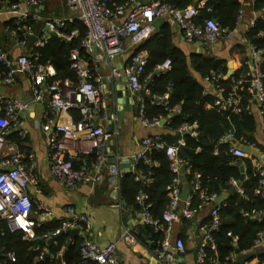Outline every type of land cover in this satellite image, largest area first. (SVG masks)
<instances>
[{"label":"built area","instance_id":"obj_1","mask_svg":"<svg viewBox=\"0 0 264 264\" xmlns=\"http://www.w3.org/2000/svg\"><path fill=\"white\" fill-rule=\"evenodd\" d=\"M43 0H18L16 3L6 1L0 9V17L8 15H18L22 19L31 17L36 22H43L40 34L34 32L32 26L20 25L18 28L6 30L11 35V39L16 46L24 48L25 53L14 57L9 49L0 47V65L5 72L0 70V83L12 85L18 75L26 76L32 84L33 102H42L48 95L50 115L45 117L41 127L47 133V139L51 147L50 174L67 188H74L80 183H85L91 177L93 181L102 180V171L107 169L114 179L122 178L123 174L118 164H105V148L108 132L99 125L98 119L118 120V117L107 112V83L115 78L125 76L127 85L131 92L139 93L143 89L149 96L148 100H143L139 106L138 116L142 124L150 129H155L160 125L162 119H148L145 112L147 101L152 104L163 103L167 109L174 112L176 108H170L167 96H153L149 89L142 83L141 77L145 72L147 64V53L144 51L132 55L130 63L124 69V75L117 68L111 67L109 74L101 73V66H109L111 61L126 53L128 43L132 48L138 47L148 39L155 31L153 25L158 18H164L171 25L176 26L182 33L188 44L204 43L215 44L225 31L219 23L209 18L203 22H198L199 8L190 5L184 9H179L166 0H126L122 4H117L115 0H67L69 16L65 17H43L39 10ZM264 18V10L256 12L251 21L253 26L256 18ZM245 11L242 7L237 18L238 25L244 20ZM82 22L87 28V34L81 41L83 54L79 49H73L70 54L71 69L78 76V82L74 83L70 79H61L49 82L55 75L52 66L36 63L38 54L32 53L27 46L31 37L36 36V41L32 43L34 47H43L48 39L56 35L61 39L71 41L77 37L79 30L74 28L67 31V23ZM250 26V27H251ZM245 40H247L245 38ZM253 56L251 75L246 81L235 82L231 93L224 98V87L219 85L221 79H225L223 73L213 72L207 80L215 86L218 97L213 103L205 102L204 107L239 112L238 88L244 82L248 83V90L260 102L261 114L264 121V73L260 68V59L264 50H257L256 47L247 41ZM171 69V61L167 60L158 66L160 73H165ZM30 103L20 100H13L4 95H0V157L8 134L12 131L25 137L20 129L18 112L28 110ZM78 110L81 115L79 120L71 117L72 110ZM68 116V120L59 121V115ZM167 119V118H166ZM199 125L185 123L179 131L196 136ZM235 134L229 131L227 135L220 139V143L230 142V153L243 158L246 153L243 147L234 142ZM243 144H249L247 140ZM185 145V140L181 138L177 144H167L159 133L145 137L141 141L142 149L132 158L133 164L130 171L134 173L135 181L142 183L143 187L136 196L137 204L141 206L140 224H151L156 232H162L164 238L154 248L155 257L164 264H173L175 256L170 253L169 235L172 233V226L178 218L191 220L203 210L204 206L212 203L216 199L215 194H208L201 184L202 174L195 172L190 183L191 193L187 199L182 201V176L192 172V166H185L184 160L180 156L181 147ZM165 150L166 156L170 160L171 170L175 177L166 186L169 203L161 219H154L150 212L151 204L147 202L148 194L145 188L150 187L154 181L153 173H142L136 166L141 162L149 163L147 153L150 149ZM200 150V148L198 149ZM219 150H215L218 154ZM23 153H15L11 157L0 158V221L7 223L11 232L22 231L24 239H36V227L39 222L32 218L34 206L39 208L38 216L47 221L53 218L52 210L49 207L40 205L30 194V187L39 190L37 179L34 175L35 166L33 163L27 168L23 164ZM30 159L32 156H28ZM81 157L92 158L89 164L82 161L76 166L77 159ZM94 159V160H93ZM128 163V162H124ZM255 175L259 178L255 194L264 200V163L256 161L254 164ZM241 194H244L240 190ZM198 200V203H195ZM246 216H263L264 211L253 210L245 213ZM221 225L220 208L214 207L210 213V220L202 225L204 240L199 248L198 263H203L208 258L207 247L211 245L215 249L213 233L219 230ZM92 222L87 215L80 214L72 206L66 208V217L61 222V226L47 236H56L65 233L67 230L78 229L89 232ZM135 229V230H134ZM138 227L127 228L123 233V239L130 244L137 245L139 242L135 236ZM232 236L231 233L228 234ZM237 238H235L236 240ZM264 232L258 235L254 248L262 244ZM176 252L184 254L186 246L180 237L175 241ZM80 255L84 261H93L99 264H125L120 261L117 254V246L110 243L101 246L89 238H84L80 242ZM235 262V257L230 259ZM9 261L16 262V257L9 254ZM8 264V262L0 263ZM228 264V263H225Z\"/></svg>","mask_w":264,"mask_h":264},{"label":"trees","instance_id":"obj_2","mask_svg":"<svg viewBox=\"0 0 264 264\" xmlns=\"http://www.w3.org/2000/svg\"><path fill=\"white\" fill-rule=\"evenodd\" d=\"M7 0H0V9ZM16 3L18 0H8ZM126 0H115L117 4H122ZM179 9L194 5L199 8L198 22L206 19H215L225 33L233 32L237 26V18L242 8L240 0H207L203 6H199L202 0H166ZM45 9L41 11L43 17H65L69 10L60 8H50V0H43ZM253 9L258 13L264 10V0H255ZM20 25L32 26L34 32L39 35L43 22H36L31 17L22 19L18 15H8L0 18V47L7 48L12 45V39L6 30L18 28ZM78 29L79 34L71 41L61 39L53 35L43 47H34L28 45V50L38 54L36 63L45 66H52L55 75L49 82L61 79H70L72 82H78V76L71 69L70 54L73 49H79L85 54L81 47V41L87 34V28L82 22L67 23V31ZM174 30L170 23L166 22L160 26L148 39L141 43L134 50V54L144 51L147 53V64L145 72L141 77L142 83L149 89L152 97L168 95L170 108H176L171 112L163 104H152L147 101L145 112L148 119L167 118L168 122L164 125V132L160 133L162 139L167 144H177L182 137L185 145L181 147L180 156L184 160L185 166L190 164L192 172L182 176L183 183L190 186L194 178V173L202 174V188L208 194H216L221 188L230 189V179L239 180L240 172L237 166V157L233 156L230 149V142L220 143V139L227 135L229 131L235 134V140H247L249 143L255 140L254 133L256 128V119L254 115L246 111L221 110L216 108H205L204 103L213 101L217 98L214 92L206 93L203 83L199 82L193 72L199 74L202 78L208 77L212 72L226 74L228 71V62L224 59L216 58L208 54L187 55L181 48L174 44ZM245 38L253 44L257 50H264V18L257 17L253 26L245 32ZM232 54L241 67L237 69L232 78L221 79L219 85L224 87L226 98L232 91L237 81H246L250 73L249 48L245 44H237L233 47ZM171 61V69L165 73L158 72V66L165 61ZM261 71L264 73V54L260 63ZM0 70L4 68L0 65ZM156 73L154 79L151 75ZM244 75V77L242 76ZM251 75V73L249 74ZM248 83L244 82L238 88L239 108H245L253 100V94L248 90ZM71 115L75 120L81 118L78 110H72ZM197 122L199 127L196 136L179 131V128L185 124ZM253 142V141H252ZM200 148V150H198ZM218 149L219 153L215 154ZM90 158L81 157V160L75 162L76 166L81 165L82 161L89 163ZM149 163L141 161L136 168L142 173H153L154 181L150 187L145 188L148 199L151 204L150 212L154 219H161L169 203L166 186L171 183L175 173L171 170V163L166 156L165 150L152 148L147 154ZM90 159V160H89ZM247 179L242 183L244 196L239 191H234L230 199L220 207L221 225L219 230L213 233L215 249L208 245V258L200 264H236L230 259L235 256L236 249L240 253L250 251L254 248L255 241L260 233L264 232V219L258 220L253 215L246 216L245 213H251L253 210L264 211V200L255 194L259 178L255 175V169L251 161L246 162ZM121 197L127 206L136 207V196L143 187L142 183L135 181L132 171L127 172L119 181ZM246 197V198H245ZM198 203V200H195ZM210 218L206 221L208 222ZM187 219L184 220L186 222ZM6 222L0 221V250H3L5 257L0 261H7L8 264H99L93 261H84L80 255V241L75 240L66 244L67 236L63 235L57 239L58 245H53L52 241L47 245L49 252L42 254L36 247L45 245L44 241L38 239H23L24 233L11 232L6 228ZM60 226L59 222L53 221L36 227V234H43L47 231H55ZM4 230L5 234L1 235ZM231 233L232 236L228 234ZM138 242L150 248H156L162 241L163 233L156 232L151 224H140L135 233ZM235 238H237L235 240ZM54 241V240H53ZM65 248L63 256L58 255L60 250ZM154 250V249H153ZM13 253L16 262L11 263L8 260V254ZM54 254V257L52 255ZM261 264L264 262V254L261 255ZM199 264V263H198Z\"/></svg>","mask_w":264,"mask_h":264},{"label":"crops","instance_id":"obj_3","mask_svg":"<svg viewBox=\"0 0 264 264\" xmlns=\"http://www.w3.org/2000/svg\"><path fill=\"white\" fill-rule=\"evenodd\" d=\"M60 1L61 3H59V1L56 2V0H50V4L52 6L50 8H60L62 10H65V7L67 9V0ZM206 1L207 0H202L199 6H203ZM240 2L242 3V7H244L245 11L244 20L237 26V28L233 32H231L230 34H223L220 37L219 41L215 44H188L185 41L181 31L176 26L172 25L174 30V44L177 47L181 48L187 55H191L193 53L208 54L213 57L226 60L228 62V71L226 74H224V77L226 79L232 78L234 72L241 67V63H238L236 61L235 56L232 54V50L233 47L239 43L243 45L245 44V46L249 48L247 40H245V32L249 30L251 21L254 19L256 13V11L253 9L255 0H240ZM44 9L45 7L42 1L39 10L43 11ZM69 14L64 16H69ZM2 17L3 16H1L0 18ZM166 22L168 21H165L164 23ZM157 30L158 29H156V31ZM203 45H205L206 47V52H198L197 49H200ZM8 49L14 57L25 53L26 50H24V48L16 46L13 41L12 45L9 46ZM131 49L133 50V52H131L130 55H126L124 53L125 55L122 54L117 58H114L113 62L111 61V64L109 66H101V73L109 74L111 67L118 68L120 71L121 69H125V67L130 63L132 55L134 54V50L136 49V47L132 48L130 46V43H128L127 52ZM248 55L250 57L251 71L252 61H254L255 57L253 56L250 48ZM256 60H259L261 62L262 57ZM2 72H5V69ZM122 74L124 75V71ZM193 76L199 82L203 83L205 92L207 94L210 92H214V94L218 97V93L215 92V86L211 81L207 80V78H202L195 72H193ZM242 76L244 77V75ZM127 87L128 85L125 76H123L121 79L115 78L107 83V112L115 116L117 114L118 120H105L102 117L98 119L99 125L104 127L109 134L104 153L106 159V167L110 164H118L120 165L122 173H127L129 169L132 168V165H130V167L128 168L127 164H125L124 162L125 160L132 159L135 154L141 151V141L145 137H148L155 133H163L165 130L164 125H159L155 129H150L144 126L139 119L138 113H136L134 109H132L135 102L131 103V105L128 103L118 104L119 98L117 96V93L119 91L127 92V90L129 89V87ZM139 93L131 92V94L133 95V101L136 97H138L139 99ZM0 95H4L5 97L13 100H20L26 103H30L31 106L28 110H22L18 112L20 129L21 131H23L25 137H21L16 131L10 132L6 138V142L0 158L5 159L6 157H11L15 153H23L24 155H26V157L23 158V164L27 168L31 165V163L34 164V175L37 179L39 190L34 189V187L32 186L30 187V194L40 205L49 207L53 213V218L44 221L38 216L37 213L39 211V208L35 205L32 212V218L39 222L37 228L40 225H44L53 221L59 222L61 226V222L66 217V208L69 206H72L78 213L87 215L92 222V228L89 232H86L84 230L79 231V235L74 237L66 234V232L56 236L47 237L45 236L46 233H50L53 231H47L41 235L36 234V239L45 242V245L36 247V250L40 249L42 254L48 253L49 248L47 243L49 244L52 241V244L56 246L59 244L57 239L63 235H66V244H68L69 242L72 243L75 240L81 242L84 238H89L101 246L115 243L117 246L118 258L125 264H164L155 257L153 253L154 248L152 249L146 245H143L141 242H139L137 245H133L123 239L122 235L125 229L136 227L139 228L141 219L140 212L142 208L140 205H137L136 207L125 205L121 197L119 185V181L121 178L117 180L114 179V177H112L108 173L107 169H104L102 171V180L100 182L93 181L91 177L85 183H80L78 186L69 189L62 183H60L56 178L52 177V175L50 174L51 147L47 139V133H45L41 127L42 123L45 121V117L50 115L48 95H46V98L42 102H33L32 84L31 81L24 75H18L15 83L12 85H5L0 83ZM111 109L113 110V112H111ZM241 109L246 111L248 114L255 116L256 128L254 133L255 140H252L253 142L250 141L249 144H243L241 141L237 142L234 137V142L238 146L243 147L246 153L243 158L237 159L240 178L239 180L233 178L230 179L232 187L230 189L221 188L219 192H216L215 201L205 205L199 215L191 220H187L186 222H184V218H178L177 221L173 223L172 233L169 235V241L171 245L170 253L175 256V261L173 262V264H198L199 248L204 240V233L202 232L201 227L207 222L206 220L210 218L212 209L214 207L220 208L221 206H223L230 199L234 191L237 190L239 191V193L240 190L243 191L241 186L242 183L247 179V161H251L253 168L256 161L264 163V160L262 158L264 156V121L261 114L260 102L254 96L252 102L249 105H246L245 108H240L239 111H241ZM70 116L72 117L73 115L70 114ZM57 117L59 121L68 120V116L64 114ZM73 119L75 120L74 116ZM28 156H32V158L30 159ZM77 160L79 161L80 159ZM240 163L244 167L245 178L243 180H241L242 172L239 165ZM181 189L182 191L185 189H189V193H191V186L185 183H182ZM221 195L227 196L223 200V203L219 204L216 200ZM254 218L262 220L264 219V215L256 217L254 216ZM6 228L8 229V231H10L7 224ZM4 234L5 231L2 230L1 235ZM177 237H180L184 240L186 246V251L184 254H179L176 252L175 241ZM65 248L66 247L64 246L60 250L58 255L63 256ZM0 251L3 252V250ZM250 253H253L254 256L245 264H261L260 257L262 254H264V239L262 241V244L257 248H252L250 251L241 254ZM3 257H5L4 252ZM52 257H54V254L52 255ZM233 257H235V262L237 263V253H235V256ZM4 262L7 261H0V263ZM262 264H264L263 261Z\"/></svg>","mask_w":264,"mask_h":264},{"label":"water","instance_id":"obj_4","mask_svg":"<svg viewBox=\"0 0 264 264\" xmlns=\"http://www.w3.org/2000/svg\"><path fill=\"white\" fill-rule=\"evenodd\" d=\"M165 21H166V20H165L164 18H158V19H156V20L154 21V23H153L155 29H159V26H160L161 24H163ZM36 38H37V37L32 36L29 45H31L33 42H35V41H36ZM194 46H195V45H194ZM197 51H198V52H201V53H205V52H206V47H205V45H203L200 49H197ZM253 62H254V61H252V64H253ZM155 76H156V73H153V74L151 75V80L154 79ZM127 88H128V87H127ZM127 88H126V89H127ZM117 96H118V98H119V100H118V104H123V103L126 104V103H128V104L131 105V103H134V102H135V104H134V106L132 107V109H134V111H135L136 113H138L139 106H140L141 102H142L143 100H148V99H149V96L146 94V92H145L144 89H143L142 91H140V93H139V99H138V97H136V98L134 99V101H133V95L131 94V91H129V89L127 90V92H126V91H119V92L117 93ZM119 110H120V109H119ZM121 110H122V109H121ZM111 112H113L112 109H111ZM117 112H118V110H117ZM117 112H116V113H117ZM110 114H111V113H110ZM116 116H118V115L116 114ZM167 122H168V119L164 118V119H162V120L160 121V125L163 126V125H165ZM146 153L149 154V152H146ZM262 158H263V160H264V156H263ZM125 162H128V163H125V164H127V167H128V168L130 167V165L133 164V160H132V159L125 160ZM239 165H240L241 172H242L241 180H243V179L245 178V175H244V167H243V165H242L241 163H240ZM127 167H126V168H127ZM128 172H130V169H129ZM124 174H126V173H124ZM124 174H123V175H124ZM189 192H190L189 189H185V190L182 191V194H181V198H182V200L185 201V200L187 199V197H188V195H189ZM226 196H227V195H226ZM226 196H225V195H221L220 197H218V199H217L216 201H217L219 204H222V203H223V200L226 198ZM66 234L70 235L71 237H74V236L79 235V230H78V229L67 230V231H66ZM236 253H237V263H236V264H245L247 261H249V260L254 256L253 253H250V254H241L240 251H239V249H236ZM0 257H3V252H2V251H0Z\"/></svg>","mask_w":264,"mask_h":264},{"label":"rangeland","instance_id":"obj_5","mask_svg":"<svg viewBox=\"0 0 264 264\" xmlns=\"http://www.w3.org/2000/svg\"><path fill=\"white\" fill-rule=\"evenodd\" d=\"M59 1V3H61V1L60 0H56V2H58ZM131 52H133V50L131 49V50H129L128 52H126L125 54L127 55H130L131 54ZM125 54H123V55H125ZM117 58V57H116ZM114 60V59H113ZM113 60H112V62H113ZM118 69V68H117ZM119 70V69H118ZM123 71H124V69L122 70L121 69V72L123 73Z\"/></svg>","mask_w":264,"mask_h":264}]
</instances>
